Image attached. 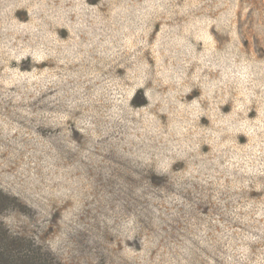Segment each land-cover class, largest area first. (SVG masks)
I'll return each mask as SVG.
<instances>
[{"label":"rangeland","instance_id":"1","mask_svg":"<svg viewBox=\"0 0 264 264\" xmlns=\"http://www.w3.org/2000/svg\"><path fill=\"white\" fill-rule=\"evenodd\" d=\"M0 199L46 264H264V0H0Z\"/></svg>","mask_w":264,"mask_h":264},{"label":"trees","instance_id":"2","mask_svg":"<svg viewBox=\"0 0 264 264\" xmlns=\"http://www.w3.org/2000/svg\"><path fill=\"white\" fill-rule=\"evenodd\" d=\"M1 202L3 203L4 200L0 199V204ZM9 231L0 223V264H46L36 256L20 253L19 247L22 245L20 238L12 235Z\"/></svg>","mask_w":264,"mask_h":264}]
</instances>
